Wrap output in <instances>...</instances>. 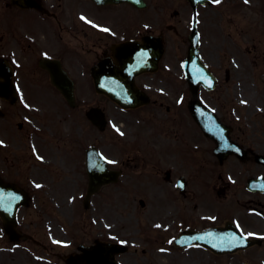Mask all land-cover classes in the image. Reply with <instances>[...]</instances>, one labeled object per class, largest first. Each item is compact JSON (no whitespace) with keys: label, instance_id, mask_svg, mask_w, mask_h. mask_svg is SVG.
<instances>
[{"label":"flooded vegetation","instance_id":"flooded-vegetation-1","mask_svg":"<svg viewBox=\"0 0 264 264\" xmlns=\"http://www.w3.org/2000/svg\"><path fill=\"white\" fill-rule=\"evenodd\" d=\"M150 6L160 5L147 4L144 9H136L125 3L96 4L91 0H24L22 4L0 0V55L13 67L21 102L28 107L38 106L29 109L37 123L36 130L29 131L20 122L16 133L10 128L1 136L0 174L4 179L17 183L30 194L28 186L23 184L24 172L20 170L24 160L14 162L12 157L14 153L18 155L21 148H27L26 142L32 156L34 151L39 153V147L44 146L41 142L48 140L52 122H56L54 127L60 124L54 115L61 121V114H67L62 131L71 129L69 136L80 147L86 119V105L80 93L94 91L91 68L111 56L114 44L151 35L165 46L166 31L178 32L162 21L151 27L144 12ZM182 41L187 50V39ZM165 58L163 54L157 66L134 79L137 90L149 97L146 104L122 108L111 102L114 106L110 115L112 131L130 147L122 152L113 145L110 166L120 174L117 181L108 186L115 187L117 194L132 201H136L139 194L147 200V203L138 200L144 211L134 215L133 219L141 222L137 220L134 224L136 234L129 237L128 243L135 245L134 253L137 244L156 253L146 257L149 264L157 261L160 264H218V261L221 264H264V148L240 142L236 126L229 117L230 106L220 100L223 88L220 74L212 72L216 85L210 90L200 86L198 96L201 99L206 94L207 100L201 101L215 112L225 128L230 127L229 138L245 153L242 159L232 155L224 161L235 158L239 162V179H207L211 162L216 160L218 167L224 166L215 158L219 153L215 150L217 143L203 134L190 113V98H183L181 88L189 91V87L181 63L180 66L167 65ZM44 59L53 60L72 81L68 90L75 93L74 106L69 105L52 84L48 68L41 65ZM61 102L64 106L60 107ZM19 103L11 105L2 101V119L9 121L19 113L16 109ZM224 127L220 128L221 132ZM97 133L101 138L104 132ZM198 154L203 156L200 164L196 163L197 158L193 159ZM254 154L259 157L255 158ZM234 183L229 196L227 191ZM94 225L92 220L87 227ZM18 230L25 238L27 233L21 222ZM231 248L233 250L225 251ZM147 249L140 251L145 255Z\"/></svg>","mask_w":264,"mask_h":264},{"label":"rangeland","instance_id":"rangeland-1","mask_svg":"<svg viewBox=\"0 0 264 264\" xmlns=\"http://www.w3.org/2000/svg\"><path fill=\"white\" fill-rule=\"evenodd\" d=\"M147 1L149 4L160 5L157 8L150 6L144 11L151 27L157 21H162L166 27L178 30L175 33L166 28L165 63L180 66L179 59L184 57L185 52L182 40L187 38L190 28V5L186 0ZM211 1L215 4L197 7L203 62L213 73L220 74L223 84L220 100L230 106L229 117L236 126L240 142L246 146L264 148V0H248L247 3L245 0H221L220 3ZM181 93L184 99L190 97L189 91H184L183 87ZM80 96L86 108L99 104L105 107L107 117L111 118L114 106L107 99L94 91H85ZM204 96L201 99L207 100ZM61 106L64 103L61 102ZM36 108L38 106L28 107L21 102L16 107L19 113L12 119L5 121L0 118V137L10 128L12 133H16L20 122L29 131L36 130L37 123L29 110ZM61 115L63 119L67 118L66 113ZM54 118L60 124L54 127L56 122H52L50 133L47 134L48 140L41 142L44 146L39 147V153L33 150L35 154L32 156L29 142H26L27 148H21L16 156L13 154L14 162L21 158L24 160L20 170L24 172L23 184L28 186L32 202L28 208L19 212V220L27 233L26 238L17 243L8 241L0 222V264H65L61 256L75 250L78 243L89 244L94 238H99L123 240L127 244L131 241L129 237L136 232L134 224L137 220L141 222L133 218L144 211L138 202L142 199L147 203L143 194L137 195L136 201H132L123 194H117L115 187L106 186L91 198L88 210H84L81 204L86 189L83 148L95 144L109 157L114 154L113 145L122 152H126L130 146L116 138L112 126L107 127V131L99 138L95 128L85 119L81 135L83 143L77 147L69 136L72 130L64 133L63 119L60 121L58 115H54ZM32 138H35L34 135ZM57 139H61L60 142ZM37 141L40 143L41 140ZM195 158L197 164L203 162L200 154L193 156ZM223 164L220 168L216 160L211 162L207 179L216 181L240 178V164L235 158H229ZM234 185L227 191V195H232ZM91 219L95 225L90 229L87 225ZM134 248L135 245H132L128 253L118 257L121 263L149 264L146 257L156 254L143 244H137L136 253L133 252ZM142 248L147 249L145 255L140 251ZM218 264L221 262L218 261Z\"/></svg>","mask_w":264,"mask_h":264},{"label":"water","instance_id":"water-1","mask_svg":"<svg viewBox=\"0 0 264 264\" xmlns=\"http://www.w3.org/2000/svg\"><path fill=\"white\" fill-rule=\"evenodd\" d=\"M96 2H110L120 3L126 2L135 7H144V0H94ZM193 8V22L192 29L189 35V47L187 51L186 59L183 61V67L186 70L188 81L191 82L193 75L200 78L204 75L206 69L200 62L198 54V33L196 31V5L198 2L204 3L206 0H188ZM150 40L144 38L142 42L128 41L125 43L118 44L113 47L114 59L104 60L98 65L92 68V76L94 78V84L98 93H103L113 101L118 102L123 106H127L131 101L132 95V81H127V77L132 78L134 75L142 69H147L149 62L146 61L147 50L149 48ZM148 46V49L147 47ZM146 61V62H145ZM198 66L199 71L192 73L191 69ZM124 68H127L124 70ZM103 73H110L111 76L115 75L117 82L116 90H109L112 87L113 82L103 81L100 79V75ZM122 77V78H121ZM12 70L8 65L7 61L0 57V96L6 98L14 97V89L12 83ZM121 78V79H120ZM124 87L123 90H121ZM63 94L67 99L71 92L63 91ZM195 100L190 102V108L193 109L195 106ZM1 113V112H0ZM87 117L100 129H104L105 119L103 112L98 108H90L87 112ZM198 122L206 133L207 122L198 118ZM238 148L232 144L229 146V150L225 151L223 155H218L222 158L226 157L231 152L238 153ZM86 171L88 175L87 193L85 197V205L88 206V198L91 194L98 191L101 185L113 182L117 179L118 172L110 170L107 162L100 156L98 150L95 147H90L86 150ZM28 196L27 194L16 185L11 183H5L0 179V217L3 221L4 230L13 240H16L18 234L15 232L16 225V213L20 205H27ZM81 253L71 254L66 259L68 264H115L114 254L120 251H124L125 247L115 243H108L97 240L94 245L91 246H79Z\"/></svg>","mask_w":264,"mask_h":264},{"label":"snow or ice","instance_id":"snow-or-ice-1","mask_svg":"<svg viewBox=\"0 0 264 264\" xmlns=\"http://www.w3.org/2000/svg\"><path fill=\"white\" fill-rule=\"evenodd\" d=\"M215 2L216 3H220L221 2V0H215ZM248 2V0H245V3H247ZM81 19H84L83 17H81ZM105 31H107V29H105ZM39 187V186H38Z\"/></svg>","mask_w":264,"mask_h":264}]
</instances>
